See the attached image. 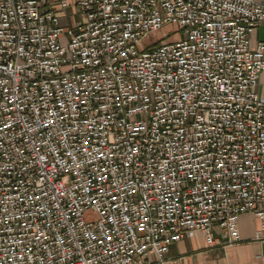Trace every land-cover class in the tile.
<instances>
[{"label":"built area","instance_id":"1","mask_svg":"<svg viewBox=\"0 0 264 264\" xmlns=\"http://www.w3.org/2000/svg\"><path fill=\"white\" fill-rule=\"evenodd\" d=\"M260 28L264 0H0V264L264 234Z\"/></svg>","mask_w":264,"mask_h":264},{"label":"crops","instance_id":"2","mask_svg":"<svg viewBox=\"0 0 264 264\" xmlns=\"http://www.w3.org/2000/svg\"><path fill=\"white\" fill-rule=\"evenodd\" d=\"M76 11L67 10L59 13L61 23L83 22L74 17ZM241 241L226 245V239L215 233L216 244L208 245L200 234L183 239L169 247L161 264H264V234H261L260 221L252 214H244L239 219ZM261 239H256L257 235ZM149 264H156L153 257H148Z\"/></svg>","mask_w":264,"mask_h":264},{"label":"rangeland","instance_id":"3","mask_svg":"<svg viewBox=\"0 0 264 264\" xmlns=\"http://www.w3.org/2000/svg\"><path fill=\"white\" fill-rule=\"evenodd\" d=\"M59 15V14H58ZM74 18L76 20H81V16L77 13H74ZM66 22L68 23V20H66ZM62 24V23H61ZM175 28L174 27H165L162 31L154 34L153 36H150L148 39L143 41V44L145 47L152 45L153 43H155L157 40L163 38L165 35L168 36L167 40L168 42H173V41H177L178 38H180V36L184 37L182 34L180 35V33L175 34ZM259 40L264 42V28H260L257 31V36H256ZM259 83L260 84H264V77L263 78H259Z\"/></svg>","mask_w":264,"mask_h":264}]
</instances>
